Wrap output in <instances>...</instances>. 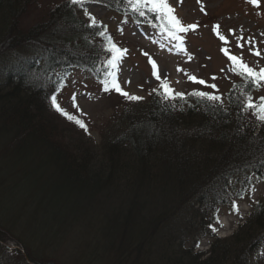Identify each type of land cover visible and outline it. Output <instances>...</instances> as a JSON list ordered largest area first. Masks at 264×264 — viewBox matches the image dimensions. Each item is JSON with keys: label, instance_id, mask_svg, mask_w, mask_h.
<instances>
[{"label": "trees", "instance_id": "16d2710c", "mask_svg": "<svg viewBox=\"0 0 264 264\" xmlns=\"http://www.w3.org/2000/svg\"><path fill=\"white\" fill-rule=\"evenodd\" d=\"M33 2L0 0V264H53L46 251L57 249L35 226L49 225L40 215L59 197V208H70L51 215L55 232L96 205L89 235L103 241L82 252L89 240H79L78 264H99L102 255L110 264H264V194L231 236L217 238L207 227L217 206L243 196L251 175L264 179V124L239 108L243 81L235 75L215 113L191 98L172 106L153 94L110 130L102 144L108 169L100 172L55 129L61 115L49 97L56 92L58 99L72 68L103 88L106 40L69 0L22 29ZM87 2L159 30L153 14L139 17L121 0ZM202 236L211 240L205 256L194 251Z\"/></svg>", "mask_w": 264, "mask_h": 264}, {"label": "rangeland", "instance_id": "374dc122", "mask_svg": "<svg viewBox=\"0 0 264 264\" xmlns=\"http://www.w3.org/2000/svg\"><path fill=\"white\" fill-rule=\"evenodd\" d=\"M61 1L34 0L20 18V27L28 28L39 20L49 8ZM169 3L175 9L174 14L183 24L197 25L195 29H190L187 33H180L184 37V51H178L174 47L175 42H169L159 30L136 23L130 15L110 11L98 2H86L84 6L99 24L106 26L117 45L121 49H127L121 58L117 73L121 87L130 94L144 97L142 101L130 102L114 90L105 92L101 86L96 84L92 76L78 68H72L65 77L64 86L58 93V103L66 111L77 116L79 113L72 105L73 102L79 105L81 111L87 114L81 117L87 125V131L63 116H60L61 118L55 116V129L61 134L65 143L77 152L84 153L87 156V162L96 165L94 169L96 168L100 172H105L108 169V157L103 155L102 144L104 140L109 139L110 130L120 124V116L123 117L124 113L127 114L138 109L141 106L138 104L148 101L153 95H149L151 90L159 85V81L152 76V66L148 62V57L156 62L157 72L161 78H167L171 87L176 91L185 93L193 89L214 91L205 85L194 84L187 79V75H185L187 73L205 80L206 84H215L218 94L221 96L226 94L235 79V75L227 71L230 62L221 51L222 47L228 48L230 54L242 56L249 66H264V0H260L259 7L248 4L246 0H199V2L198 0H169ZM78 9L80 15L86 17L84 8L79 7ZM214 25H219L218 31L225 36L227 43L221 41L212 31ZM239 36L244 37L240 41V44L243 45L242 48L236 46V38ZM249 37L255 41L254 48L251 44L245 43ZM250 48L252 51L249 50ZM255 51H259L261 56H255ZM177 68L181 71H177ZM213 76L216 77L215 80L212 79ZM258 95L264 96V88L253 93L255 97ZM73 97H75V101H73ZM51 115L49 113L47 115L49 120H51ZM249 179V185L244 189L243 196L235 199L238 212L233 211L231 205L217 206L215 214L219 216L220 224L214 223L218 228L215 237L231 236L249 215L251 204L263 197L264 179L255 175H251ZM47 202L49 203V212L41 213L40 219L50 218L49 225L39 224L35 227L38 229L41 226L42 228L37 231L38 236L51 238L52 246L50 248L57 249L56 253L50 252V254V250L47 249L48 259L53 264H78L77 259L80 254L78 247L81 246L78 244L79 240H89L85 244L81 242L82 252L85 248L84 245L87 244L93 248L98 242L102 243L101 241H103L100 235L97 236L94 232L89 235L91 231L89 226L96 224L97 212L94 207L96 205L86 209V212L80 211L79 215L81 216L76 218V223L70 225L71 228L63 226L60 231L55 232L54 229L59 226V223L57 222L53 227L51 215L58 213L61 214V217L64 215L63 212H68L67 208L70 206L65 204L60 209L59 206H62L60 197L51 198ZM54 204L55 207H53ZM176 228L177 226L173 227V229ZM16 234L18 235V233ZM210 241L209 236L200 237L199 247L196 245L194 251L203 253L205 256ZM33 249L38 252L39 247H33ZM71 249H74L75 253L67 254ZM111 258L102 255L99 264H110ZM14 259L18 261L19 257L16 256Z\"/></svg>", "mask_w": 264, "mask_h": 264}, {"label": "snow or ice", "instance_id": "6c2138e0", "mask_svg": "<svg viewBox=\"0 0 264 264\" xmlns=\"http://www.w3.org/2000/svg\"><path fill=\"white\" fill-rule=\"evenodd\" d=\"M86 2L87 0H69L71 5L84 8V15L89 21L87 27L97 29L96 35L103 37L106 40L104 51L106 53H110V56L104 61L105 71L102 74L103 78L100 80V84L103 86V91L108 92L114 90L130 102L142 101L144 97L136 94H130L128 91H125L117 79L119 64L122 56L127 52V49H121L112 42L111 37L106 34V26L104 30H101L99 22L84 7ZM121 2L125 4L126 8L131 13L136 14L139 17H146L147 13L153 14L155 19L159 21L155 27L159 28L160 33L164 35V37L169 40V42H175L174 47L178 51H184V37L180 35V33H187L190 29H195L197 27L196 24H183L181 20L174 14L175 9L170 5L169 0H121ZM246 2L255 7H259L260 5V0H246ZM201 11H203V8H201ZM149 23H151V21H149ZM218 29L219 25H214L212 27V31L216 33L219 39L227 43L225 36L222 35ZM229 31L231 32L232 30L230 29ZM243 39V36L236 38L237 47H243V45L240 44V41ZM245 43L251 44L253 48L255 47V41L252 37H249L247 40H245ZM249 50L252 51L251 48ZM221 51L230 62L227 71L239 77L244 83V87L241 88L240 91V110L243 112L250 111L259 123L264 124V96H260L258 99L254 100L251 94L253 89L259 90L262 86H264V66H249V64L243 60L242 56L230 54L228 48L222 47ZM145 55H147V53H145ZM254 55L260 57L261 53L259 51H255ZM189 59H191L190 56ZM148 62L152 66V76L155 77L157 81H159L158 87L153 88L149 95L155 94L163 104L167 105L171 103L172 106H175V102L188 101V99L191 98L198 105L203 104L206 109L213 113L223 110V97L218 94V89L215 84H206L205 80L198 79L194 75H188L185 73V75H187V79L194 84L205 85L214 91L210 92L198 89H193L187 93L176 91L171 87L167 78L162 79L158 74L157 64L151 57H148ZM177 71H181V69L177 68ZM222 71H224V69H222ZM212 79L215 80L216 77L213 76ZM233 87H236V85H233ZM56 91H59V84L56 86ZM49 98L52 108L57 113L65 117L68 121L73 122L81 129L87 131V125L81 118L87 114L81 111L79 105L75 104V102H73L72 105V107L75 108L79 113V116H77L71 114L61 107V105L58 103L56 92L51 93ZM73 101H75V97H73ZM228 183H232L231 179L228 180ZM231 209L235 212H238V207L235 200L231 202ZM215 223L220 224L218 215L215 217ZM220 226L222 227L223 225L221 224ZM207 227L211 229L212 233H216L218 231V228L213 223H209ZM197 247H199V244H197Z\"/></svg>", "mask_w": 264, "mask_h": 264}]
</instances>
